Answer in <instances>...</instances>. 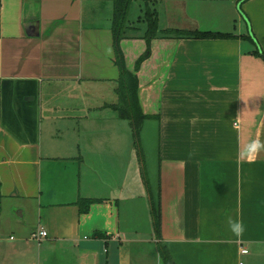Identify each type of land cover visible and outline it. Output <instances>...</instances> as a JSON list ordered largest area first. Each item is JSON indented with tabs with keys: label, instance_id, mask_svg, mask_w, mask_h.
I'll return each mask as SVG.
<instances>
[{
	"label": "crops",
	"instance_id": "crops-1",
	"mask_svg": "<svg viewBox=\"0 0 264 264\" xmlns=\"http://www.w3.org/2000/svg\"><path fill=\"white\" fill-rule=\"evenodd\" d=\"M132 4L120 47L159 121L154 188L114 108V0H2L0 264H164L162 244L175 264L264 253V150L248 147L264 141V0H149L162 29L230 36H158L140 65Z\"/></svg>",
	"mask_w": 264,
	"mask_h": 264
},
{
	"label": "trees",
	"instance_id": "trees-1",
	"mask_svg": "<svg viewBox=\"0 0 264 264\" xmlns=\"http://www.w3.org/2000/svg\"><path fill=\"white\" fill-rule=\"evenodd\" d=\"M132 0H114V19H113V33L115 38V49H116V64L120 69L119 86L118 93L120 96V101L118 104L114 105L120 116L126 118L130 121L133 128L134 145L136 146L139 140V131L148 117L143 113L140 100H139V81L136 72L128 70L126 67V62L124 55L120 47V41L127 37V19L129 6ZM1 4L0 0V33H1ZM144 21L146 22V41L147 49L144 55L138 61L137 65L147 58L151 53V40L158 36H174V37H205V38H216V37H227L230 34L220 33V32H190L184 30L175 29H162L159 24L158 13L155 8L149 4V0H145V11H144ZM232 35V34H231ZM261 51V50H259ZM256 53L264 56L263 53ZM92 199L81 198L79 200L80 209L82 211H88ZM154 228L156 234L161 237V213L160 210H154ZM159 252L164 264H175L170 252L165 245L159 246Z\"/></svg>",
	"mask_w": 264,
	"mask_h": 264
},
{
	"label": "rangeland",
	"instance_id": "rangeland-1",
	"mask_svg": "<svg viewBox=\"0 0 264 264\" xmlns=\"http://www.w3.org/2000/svg\"><path fill=\"white\" fill-rule=\"evenodd\" d=\"M144 11L145 1L133 0L130 12L131 20H137L139 16L143 15ZM140 26L145 27V23L142 22ZM106 90L104 91L105 96L107 93ZM115 94L117 95V92H112V96H116ZM109 95L110 93L107 94V96ZM128 122L129 121H126V123ZM153 122L154 123L146 124V120L144 121L139 131V140L136 146L134 145V136L132 133V145L134 147V150L136 149V153H140V149L142 147V152L144 154L145 164L147 168V174L154 188L157 185L159 174V134L157 128L159 121L154 120ZM248 249H250V253L243 256L244 264H264V253L262 251L254 249L251 245H248Z\"/></svg>",
	"mask_w": 264,
	"mask_h": 264
},
{
	"label": "clouds",
	"instance_id": "clouds-1",
	"mask_svg": "<svg viewBox=\"0 0 264 264\" xmlns=\"http://www.w3.org/2000/svg\"><path fill=\"white\" fill-rule=\"evenodd\" d=\"M248 147L251 151H254V152L264 150V141L253 140L250 142ZM229 226H230L231 231L237 236H240L244 231V224L239 219H236V220L230 219Z\"/></svg>",
	"mask_w": 264,
	"mask_h": 264
},
{
	"label": "built area",
	"instance_id": "built-area-1",
	"mask_svg": "<svg viewBox=\"0 0 264 264\" xmlns=\"http://www.w3.org/2000/svg\"><path fill=\"white\" fill-rule=\"evenodd\" d=\"M48 232L44 229V228H40L39 231H35L33 232V237L35 238H42V237H45L47 236ZM242 252L243 253H247L248 250L247 249H242Z\"/></svg>",
	"mask_w": 264,
	"mask_h": 264
},
{
	"label": "water",
	"instance_id": "water-1",
	"mask_svg": "<svg viewBox=\"0 0 264 264\" xmlns=\"http://www.w3.org/2000/svg\"><path fill=\"white\" fill-rule=\"evenodd\" d=\"M0 205H1V197H0Z\"/></svg>",
	"mask_w": 264,
	"mask_h": 264
}]
</instances>
